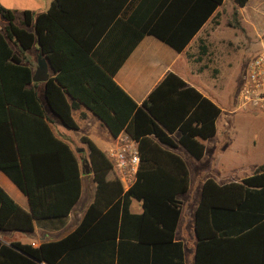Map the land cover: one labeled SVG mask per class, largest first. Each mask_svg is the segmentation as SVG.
<instances>
[{"label":"trees","instance_id":"trees-1","mask_svg":"<svg viewBox=\"0 0 264 264\" xmlns=\"http://www.w3.org/2000/svg\"><path fill=\"white\" fill-rule=\"evenodd\" d=\"M203 1L206 10L186 32L180 28L169 31L167 22L156 17L159 7L154 22L138 29L122 58L145 33L181 51L222 3ZM245 2L233 0L236 6ZM67 15L65 0H53L45 12L35 16L25 10L21 24L32 26L29 32L14 25L11 11L0 6V16L7 21L0 28V170L29 204V210H23L0 187V230L29 232L34 219L64 217L80 189L76 159L53 134L35 90L25 87L30 83V69L20 63L7 39H13L21 51L36 42L45 55L54 74L44 82L43 98L63 126L77 128L70 110L82 104L111 136L123 131L137 142L135 179L126 191L116 178L107 180L108 160L91 140L81 136L96 185L94 201L79 224L58 240L37 247L0 242V264H57L77 248L116 237L117 264H129L131 249L143 264H181L179 243L173 242V235L179 215L176 196L187 189V169L177 154L162 146L179 144L199 159L201 140L214 133L219 110L172 73L137 105L112 80L121 61L111 68L97 62L92 51L97 36L93 33V41H84L82 34L70 32L61 22ZM199 51L203 53L205 46L200 45ZM175 131L176 141L170 136ZM130 199L140 202V213L129 212ZM194 231L193 264H264V162L239 182L217 184L206 178L194 209Z\"/></svg>","mask_w":264,"mask_h":264},{"label":"crops","instance_id":"crops-1","mask_svg":"<svg viewBox=\"0 0 264 264\" xmlns=\"http://www.w3.org/2000/svg\"><path fill=\"white\" fill-rule=\"evenodd\" d=\"M53 0H0V6L11 11L12 23L32 32V26L21 24L22 12L27 10L33 16L45 12ZM233 3V0H231ZM223 3V0H222ZM217 5L214 11L204 20L197 30L189 38L181 51L176 52L168 45L151 34H142L140 39L129 50L124 58L122 55L132 38L136 37L139 28L153 23V17L160 16L162 21L167 22L166 28L169 31L180 28L184 32L192 29L206 10V3L203 0H65V7L68 15L61 22L65 28L75 34H82L84 41H93V33L97 41L92 51L94 59L102 63L104 67L111 68L114 63L121 61L112 74V80L138 105L146 95L164 78L167 73H172L181 79L187 86L192 87L201 97L209 100L219 113L214 119V133L208 138L201 140L203 153L199 159L193 158L190 153L177 144L174 148L162 146L177 154L185 163L187 169V189L176 196L179 202V215L174 228L173 242L179 243L181 264H186L188 257L190 264L194 263V253L197 238L194 231V209L200 197L202 182L211 178L217 184L239 182L246 176L234 180L228 177L230 169L225 170L223 164L232 155L228 151L233 142V134L230 130L231 118L229 115L238 108L231 109L226 105V98L221 96L216 78H212L211 69L205 64L208 59L204 56L209 54L206 45L202 44V38H206L210 20L222 5ZM234 4V3H233ZM242 15V24L249 30L257 31V41L264 46V0H253L249 3L246 0L243 6H236ZM7 21L0 16V28L3 30ZM81 32V33H80ZM13 39H7L12 52L20 59V63L27 65L34 75L37 64L43 59L46 67V78L53 76L54 72L45 55L39 51V46L34 42L28 49L19 50ZM48 41H55L49 39ZM198 42L197 46L196 43ZM204 45L205 51L201 53L199 46ZM29 52L30 57L26 54ZM202 57V58H201ZM208 58V56H207ZM33 81L25 87L33 88L37 94L45 116L48 119L53 134L65 142L76 159L79 170L80 189L76 202L70 211L61 218L34 219L32 230L22 232L16 230H0V242L8 244L17 241L22 244H29L37 247L40 243L58 240L70 233L80 222L87 206L94 201L96 185L92 179L91 166L88 159V149L84 146V152L73 148L74 142L80 141L81 136L87 137L105 155V151L116 145V139L111 136L101 121L93 115L82 104H77L70 110V115L77 128L69 131L76 132V136H67L64 131L67 127L59 125V119L46 107L43 98L44 82ZM241 109V108H240ZM245 112L249 111L244 109ZM250 112V111H249ZM58 120V121H56ZM60 124H62L60 122ZM63 126V125H62ZM82 127L85 129L83 130ZM174 141L178 138V132L170 134ZM77 140V141H76ZM84 144V143H83ZM230 144V145H229ZM77 147L76 149H78ZM181 148V149H180ZM183 150L193 159L201 161L207 159L212 165L211 177H199L196 185L197 195L191 208L182 210L180 196L187 194L192 181V173L180 151ZM263 163V162H262ZM261 163V164H262ZM259 166V165H258ZM251 175V174H250ZM105 178L112 180L116 178L111 167ZM117 179V178H116ZM0 187L9 197L23 210H29L26 196L9 180L0 170ZM128 210L132 214L141 211L140 202L130 199ZM117 242L107 240L97 244H91L77 248L63 258L57 264H117ZM129 264H143L135 249H131ZM173 261H176L174 259ZM150 262V261H149ZM148 263V262H147ZM145 263V264H147ZM43 264V263H42Z\"/></svg>","mask_w":264,"mask_h":264},{"label":"rangeland","instance_id":"rangeland-1","mask_svg":"<svg viewBox=\"0 0 264 264\" xmlns=\"http://www.w3.org/2000/svg\"><path fill=\"white\" fill-rule=\"evenodd\" d=\"M253 0H249L252 3ZM242 15L238 12L231 0H223L222 5L210 20L206 38H202V44L206 45L209 54L203 58L208 59L205 63L212 71V78L217 79L219 92L225 97L226 105L234 109L236 89L244 73V63L256 51L264 48L257 41V31L249 30L242 24ZM198 42L196 43L197 46ZM30 57L29 52L26 54ZM208 56V58H207ZM202 58V57H201ZM41 96L38 93V97ZM238 108V107H237ZM246 111L238 108L229 117L231 118L230 130L233 134V142L228 151L232 152L230 160L225 162L223 168L229 171L228 177L236 180L241 176H248L254 172L256 167L264 162V113L254 110ZM58 121V120H56ZM59 125L62 126V124ZM64 131L67 136H76V132ZM83 130H85L82 127ZM77 141V140H76ZM73 148L84 152L85 144L74 142ZM79 147L78 149H76ZM181 149V148H180ZM192 173L190 187L187 194L180 196L182 210L191 208L197 195L196 185L199 177L213 176L212 165L203 159L197 161L189 154L180 151ZM186 264H190V259Z\"/></svg>","mask_w":264,"mask_h":264},{"label":"built area","instance_id":"built-area-1","mask_svg":"<svg viewBox=\"0 0 264 264\" xmlns=\"http://www.w3.org/2000/svg\"><path fill=\"white\" fill-rule=\"evenodd\" d=\"M235 102L238 108L264 113V48L245 61ZM114 138L116 145L105 151V157L122 191H126L135 179L139 163L137 142L123 131Z\"/></svg>","mask_w":264,"mask_h":264},{"label":"water","instance_id":"water-1","mask_svg":"<svg viewBox=\"0 0 264 264\" xmlns=\"http://www.w3.org/2000/svg\"><path fill=\"white\" fill-rule=\"evenodd\" d=\"M45 71H46L45 63H44L43 59H40L38 61V64H37V69H36L34 75L31 77V79L33 81L45 80V78H46Z\"/></svg>","mask_w":264,"mask_h":264}]
</instances>
